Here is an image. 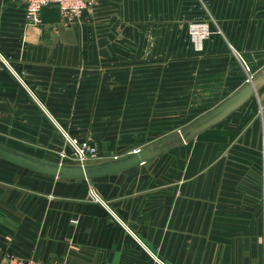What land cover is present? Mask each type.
Instances as JSON below:
<instances>
[{
    "label": "crops",
    "instance_id": "0c3cea01",
    "mask_svg": "<svg viewBox=\"0 0 264 264\" xmlns=\"http://www.w3.org/2000/svg\"><path fill=\"white\" fill-rule=\"evenodd\" d=\"M200 22L210 37L198 48L190 27ZM102 57L115 59L109 80L124 83L106 96ZM246 66L254 77L264 70V0H115L69 29L30 24L23 1L0 0V144L58 164L47 152L67 138L49 114L73 140L93 131L86 143L98 145L96 127L72 133L70 123L102 122L103 106L112 114L122 104L141 121L111 161L122 159L223 105L247 85ZM118 140L111 135L110 146ZM148 248L164 264H264V88L196 139L123 174L67 181L0 159V264L7 254L160 264Z\"/></svg>",
    "mask_w": 264,
    "mask_h": 264
},
{
    "label": "water",
    "instance_id": "95a60500",
    "mask_svg": "<svg viewBox=\"0 0 264 264\" xmlns=\"http://www.w3.org/2000/svg\"><path fill=\"white\" fill-rule=\"evenodd\" d=\"M41 20L43 24H61L62 16L60 8L57 6L43 8L41 11ZM66 36L70 44L76 43L75 34L72 30H67ZM263 88L264 70L255 77L251 78V80H249L246 86H244L237 94H235L232 98L226 101L223 105H221L208 115L202 117L183 131L154 146L139 149L122 159H116L114 161L96 164L92 166H67L44 161L33 156L15 151L1 144L0 159L17 167L41 175L67 181H93L109 176L123 174L135 168H138L152 160H155L156 158L169 152L175 147L182 146L196 139L201 134L220 124L229 116L237 112L252 98L256 97ZM49 117L55 123L58 129L62 132V134L67 138V140L73 145V147L78 150V145L74 142V140L68 136V134L63 130L59 123H57V121H55V119L50 114ZM93 194L96 199H98L102 204H104L103 201L95 193ZM110 212L116 219H118L121 223L124 224V222L119 219V217H117L112 211ZM127 229L129 228L127 227ZM129 231L134 234L132 230L129 229ZM136 238L140 242H142L138 237ZM145 247L147 246L145 245ZM148 250L153 255V257L157 259L152 248H148ZM157 261L160 264H164L158 259Z\"/></svg>",
    "mask_w": 264,
    "mask_h": 264
},
{
    "label": "rangeland",
    "instance_id": "374dc122",
    "mask_svg": "<svg viewBox=\"0 0 264 264\" xmlns=\"http://www.w3.org/2000/svg\"><path fill=\"white\" fill-rule=\"evenodd\" d=\"M200 23H193L191 24L190 27V32L191 35H193L192 32V27L193 26H202L203 24ZM76 24V23H75ZM73 26V25H72ZM114 60V61H113ZM112 60V63L115 64V59ZM111 59L109 57H102V73H103V82L107 84V88L103 90V96H106L108 94V88L109 86L113 85V84H117L120 88V85H123L124 83L122 81L116 80V82L114 81H110L109 80V72L108 70L113 69L114 65L110 64ZM120 60H118V64L119 66H122L124 63L119 62ZM254 77V76H253ZM114 89V91L118 92L119 97L122 96L124 97V93L125 90L123 89H116V88H112ZM115 107H113L114 109ZM131 108L134 107H128L126 105H118L116 107V111L115 113H112L113 110L111 109L110 106H103L102 107V112H103V120L102 122H91V123H70L71 124V132H85L82 128L83 125H87L89 128H95L96 127V132L97 130L100 132V135L102 137V141L101 143L97 144H93V143H86L89 142V140L92 137H89V135L92 133H85L83 135L77 134L75 135L76 138L74 139L77 144H79V146L82 149H97L99 152L100 157L102 158V162H85L84 164H82V162L78 159V157L76 156V149L73 147V145L68 141L65 140V138L61 137V136H57L56 140L60 141L58 144H52L53 145V153H50L49 151L47 152V156H50L52 158H57L58 159V164H62V165H67V166H92V165H96V164H101L104 162H109L111 161V159H113L116 156H121L123 154H125V149L130 148L127 145V140H131L132 137L128 136V135H133V132H135V130H133V126L135 125H140L141 121H132L130 118V115L132 112ZM140 110V109H139ZM127 115V116H126ZM100 125V127H99ZM98 127V128H97ZM87 132V131H86ZM118 136L119 138H122L124 140H118L117 142V146L116 148L110 146V136ZM126 137H129L128 139ZM107 138L106 141H104V139ZM126 140V141H125ZM84 142V143H83ZM82 143V144H81ZM105 145V149H102V146L104 147ZM24 149H30V147H25V146H21ZM55 148V150H54ZM64 158H63V157Z\"/></svg>",
    "mask_w": 264,
    "mask_h": 264
},
{
    "label": "built area",
    "instance_id": "2783aa9c",
    "mask_svg": "<svg viewBox=\"0 0 264 264\" xmlns=\"http://www.w3.org/2000/svg\"><path fill=\"white\" fill-rule=\"evenodd\" d=\"M26 5V16L30 24L40 25L41 20V11L45 7L57 6L60 8L62 23L65 29H69L72 25L80 21L83 15L90 9L99 6L101 3L105 2H114L115 0H21ZM193 39L197 44V47L200 48V44L204 39L210 37V31L208 26L203 24L202 26H193ZM246 71L250 76V79L253 78L251 75L250 69L246 66ZM248 80V82H249ZM76 143V142H75ZM77 144V143H76ZM78 150L76 149V156L84 164L85 162H102V158L99 155L97 149H82L79 144ZM63 157V156H62ZM64 158V157H63ZM1 264H55L49 262H42L38 260H26L19 257H16L11 254L5 255V259Z\"/></svg>",
    "mask_w": 264,
    "mask_h": 264
}]
</instances>
